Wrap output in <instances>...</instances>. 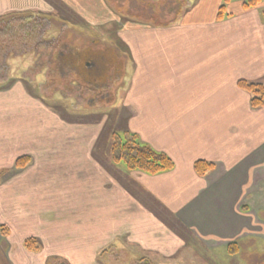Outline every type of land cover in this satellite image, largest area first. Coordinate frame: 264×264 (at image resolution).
<instances>
[{"label":"crops","instance_id":"1","mask_svg":"<svg viewBox=\"0 0 264 264\" xmlns=\"http://www.w3.org/2000/svg\"><path fill=\"white\" fill-rule=\"evenodd\" d=\"M222 2L197 0L180 23L122 30L131 37L126 44L136 55L135 101H131L137 112L136 133L143 142L169 155L175 168L158 175L131 171L137 178L136 186L113 169L108 187L105 185L108 201L106 198L103 207L108 208L104 214H108L111 246L120 243L123 249H134L154 264L187 249L180 232L212 249L223 245L226 249L228 243L237 241L241 251L246 241L256 242L258 236H264V106L253 108L250 94L238 86L241 79L264 83V3L245 9L242 0H231L227 7L230 15L218 21ZM108 4V0H0V24L16 15H59L66 5L95 24H108L112 16ZM172 10L175 8L169 7V12ZM162 80V89L151 86L149 92L144 91ZM16 88L4 86L2 90L11 93ZM16 129L8 124L7 134L0 121V142L15 149L14 138L21 133ZM30 135L22 139L30 140ZM197 160L213 162L215 168L200 176L194 169ZM85 161L89 164L80 160L77 166L86 164L85 171L96 169L92 160ZM19 171L23 170L13 173ZM72 187L74 190L65 191L49 185L13 187L15 192L27 193V201L40 212L39 218L32 214L24 222L32 225L25 236L40 239L46 253H42L44 263L37 256L41 260L38 264H50L54 257L96 255V197L91 194V185V191L85 186ZM145 191L154 204L168 210V222L146 206L147 200L139 198ZM130 205L132 219L128 221V214L125 221L117 220L116 210L123 213ZM72 208L80 213L71 223L67 218ZM8 221L17 223L15 218ZM69 230L72 235L68 237ZM32 255L18 247V256L25 259L14 256L10 263L22 264L28 258L31 264Z\"/></svg>","mask_w":264,"mask_h":264},{"label":"rangeland","instance_id":"2","mask_svg":"<svg viewBox=\"0 0 264 264\" xmlns=\"http://www.w3.org/2000/svg\"><path fill=\"white\" fill-rule=\"evenodd\" d=\"M174 1L108 0L110 4L108 7L112 12L108 24H95L96 22L79 16L75 10L66 5L64 10L57 12L59 15L54 12L43 16L42 21L46 23L42 25L38 22L35 24L34 16L16 15L14 18L21 19H12L5 30L0 32V56L2 58L6 56L4 61L7 68H5L10 72V78L0 82V90L4 89V85L12 78L11 85L17 87L11 93H6L4 90L0 93V121L7 134L8 124L15 126L16 132L21 131L14 138V143H17L15 149L8 142H0V199H4V203L0 206V247L9 264L11 257L18 256V247L26 249L24 241L28 238L36 239L41 247L39 251H31L35 255L31 264H38L36 261L40 260L39 258L42 259L41 263H44L46 258L42 255L46 253L42 250L40 239L33 236L26 237L27 235L24 234L32 230V225H24V222L32 214L40 217L39 210L34 209L36 206L33 207V203L27 201L28 194L15 192L13 189L15 186L26 185H33L36 189L41 188L42 185H49L64 191L73 189L74 185L78 188L85 186L90 190L91 185L93 190H90L91 194L96 197V210L93 211L96 216L93 224L98 229L95 241L96 255L81 259L54 257L50 259V264H79V262L84 264L88 260L91 264L135 263L138 257L136 250H127L126 247L123 249L120 243L111 246L108 242V214L107 217L104 214V211L108 213V208L103 207L106 198L108 201V189L105 190V185L108 183V176L114 173L113 169L123 177H127L128 182L135 186L137 184V178L132 172L126 170L123 163H115L111 153L113 134L123 138L126 132L136 133L135 124L138 123L137 112L131 102L135 101L133 59L136 55H132L130 46L126 44V39L132 40L131 37L122 30L126 27L152 26L150 23L161 26V23L173 20V17L179 15L178 7L180 9V5L175 4ZM169 7L175 8V11L169 12ZM26 40L29 48L23 46ZM38 40L43 42V45L46 41L56 40L55 43L53 42L57 47L54 52L55 57L60 54V50L64 53H68L67 50L70 49L80 52L81 61L87 64L90 80L86 81L78 77L79 73L74 72L75 68L67 67L65 70H60L56 65L51 68L54 59L51 51L48 50L43 55V62L39 61L42 65L37 67L34 51ZM21 46L23 50L19 49ZM135 46L136 44H133L134 49ZM106 47L118 50L119 58L108 60V64L110 61L117 63L116 70L111 75L110 71L105 70L104 59L101 60L98 50ZM18 51L21 53H17ZM48 58L53 60L51 64L49 61L47 63ZM88 63L91 65L88 66ZM15 77L18 79L14 81ZM151 86H160L162 89L163 80L149 84L144 91L149 92ZM29 135L30 140L22 139ZM140 139L142 140L141 137ZM23 156H30V163L21 169L23 171L13 173L15 169L19 170L16 168V160ZM86 159L92 160L96 169L82 170L88 163ZM80 160L86 163L84 167L77 166ZM75 175H78L79 180H76ZM12 198H15L14 203L11 201ZM139 198L147 200L149 204L146 203V206L152 208L156 215H160L163 222L170 220L168 210L163 205L154 204L153 198L146 191L145 194L141 193ZM81 202L82 200L79 201ZM133 212L131 205L130 209H125L123 213L117 209L115 218L125 221L129 214V221L134 216ZM79 213L77 208H72L67 218L69 222L72 223ZM9 217L15 218L17 223L9 224ZM37 225L39 224L33 225L34 228ZM74 225L73 223L72 228ZM1 228L9 229L10 234L7 236L2 234ZM180 233L186 239L187 249L181 255L178 254L171 260L167 259L157 264H264L262 235L258 236L256 242L246 241L247 245H253L248 248L244 245L245 250L236 256H231L226 252L224 245L212 249L194 237L189 238L186 232ZM71 235L72 232L69 230L68 237ZM26 261L22 264H30L28 258Z\"/></svg>","mask_w":264,"mask_h":264},{"label":"trees","instance_id":"3","mask_svg":"<svg viewBox=\"0 0 264 264\" xmlns=\"http://www.w3.org/2000/svg\"><path fill=\"white\" fill-rule=\"evenodd\" d=\"M231 0H223L222 4L219 6L217 10L216 19L218 21L224 20L225 17L229 16L230 14L227 11L228 3ZM243 6L245 9L256 8L264 3V0H242ZM197 0H175V4L180 5V9L178 7L179 15L173 17V20L167 23H161V26L171 25L175 23H180L182 21L183 15L185 12L190 10ZM183 4V5H182ZM26 17V16H25ZM32 17V16H29ZM24 18V17H23ZM175 18V19H174ZM12 19H21V18H14V16L6 18V20L1 21V28L5 30L7 25L12 22ZM46 19V18H44ZM39 20V21H38ZM43 18H36L34 19L35 24L40 23L41 25L46 23L42 21ZM152 26H158L154 23H150ZM11 25V24H10ZM42 30V29H40ZM6 39V37H4ZM41 42V41H40ZM48 42L55 43L56 40H49ZM54 45V44H53ZM57 48V47H56ZM8 50V49H7ZM101 55V60L104 59V68L106 71L110 70V65L112 64V60H117V53L118 50L116 49H109L106 47L105 49H98ZM111 50V51H110ZM68 53L63 52V57L60 55L62 51L60 50V54L55 57L53 55L52 59H55L54 62H60L63 60L64 64L63 69L65 70L67 67L68 69L75 68L80 73V78L85 79L86 81L90 80V74L87 72L88 67L86 63L81 61L80 52H75L74 50H67ZM116 54H115V52ZM62 58H61V57ZM60 57V59H59ZM108 60H111L108 64ZM58 64V65H59ZM109 65V66H108ZM57 66V65H56ZM117 66V64L115 65ZM109 68V69H108ZM37 69H35L36 71ZM104 70V69H103ZM17 77L14 78V81ZM10 79V83L8 82L4 86H10L13 82ZM84 81V80H83ZM238 86L240 89L247 91L251 96V105L253 108H260L264 106V83L259 81H248L245 79H241L238 81ZM122 138L117 134H113L112 136V145H111V153L112 159L117 164H124V167L128 171H140L146 173L148 175H158L161 173L172 171L175 168V162L173 159L167 155L165 152L155 149L148 143L143 142L140 137L136 133H128ZM31 161L30 156H23L16 160V168L22 169L25 168ZM215 168V164L213 162H209L206 160H197L194 164L195 171L200 176H205L209 171ZM2 234L6 236L10 234L9 229L1 228ZM24 247L29 251H39L40 245L38 241L34 238H28L24 241ZM226 252L231 256H236L241 252L240 244L237 241L230 242L227 245ZM51 262V260H50ZM134 264H154V262L147 256L138 255L137 259L135 260Z\"/></svg>","mask_w":264,"mask_h":264},{"label":"flooded vegetation","instance_id":"4","mask_svg":"<svg viewBox=\"0 0 264 264\" xmlns=\"http://www.w3.org/2000/svg\"><path fill=\"white\" fill-rule=\"evenodd\" d=\"M38 22V21H37ZM1 28H3V26H1V24H0V32H2L3 30L1 29ZM41 31V30H40ZM5 37V36H4ZM24 44H23V46H24V48H29L28 46H27V40H26V42L24 41L23 42ZM36 46H35V51H34V55L36 56V65H38L37 67H39V66H41L42 65V63H39V61H42L43 62V55L45 54V51H51V55H54V52H55V48H56V46L55 45H53L51 42H48V41H46L45 43H44V45H43V42H40V40H38V42L35 44ZM23 46H21L19 49L20 50H23L24 48H23ZM31 48V47H30ZM51 48V49H50ZM111 48V47H110ZM109 48V49H110ZM112 49V48H111ZM115 49V48H114ZM0 51H1V46H0ZM15 52V51H14ZM17 53H21V52H17ZM60 55H62V57H63V52L60 54ZM61 57V56H60ZM60 57H59V59H60ZM61 57V58H62ZM6 58V56H3V58H2V56H0V82L1 81H4L5 79H9L10 78V72L9 71H7L6 70V61H4V59ZM53 58V57H52ZM119 57H117V59H118ZM55 60V59H54ZM46 61H47V63H48V61H49V64H51V62H53V60L52 59H46ZM60 62H62V63H60V64H64L63 63V60H60ZM59 64V62H54L53 64H51V68H53L54 67V65H57V69L58 68H60V70H62L63 69V65L62 66H60V64ZM117 63L115 62H112V64H111V66H110V68H111V71H110V75H111V73H114L115 72V70H116V68H115V65H116ZM91 64L90 63H88V66H90ZM48 66V65H47ZM6 67V68H5ZM50 67V66H49ZM8 70H10L9 68H8ZM74 72L75 73H79L78 71H77V69H74ZM47 75H49V74H47ZM79 76H80V73L78 74ZM78 76V77H79ZM3 79V80H2ZM1 248V247H0ZM2 248L0 249V264H9L8 262H7V259H6V256L4 255V253H2Z\"/></svg>","mask_w":264,"mask_h":264},{"label":"bare ground","instance_id":"5","mask_svg":"<svg viewBox=\"0 0 264 264\" xmlns=\"http://www.w3.org/2000/svg\"><path fill=\"white\" fill-rule=\"evenodd\" d=\"M66 261V260H65Z\"/></svg>","mask_w":264,"mask_h":264}]
</instances>
